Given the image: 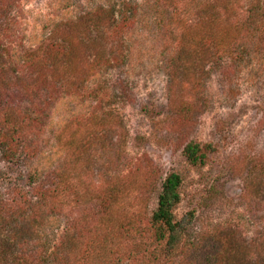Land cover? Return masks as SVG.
<instances>
[{
  "label": "rangeland",
  "instance_id": "1",
  "mask_svg": "<svg viewBox=\"0 0 264 264\" xmlns=\"http://www.w3.org/2000/svg\"><path fill=\"white\" fill-rule=\"evenodd\" d=\"M149 1L0 0V55L13 70L19 54L38 49L52 35H77L85 52L100 47L108 31L87 25L83 19L90 11L112 8L115 20L130 17L121 23L128 30L123 61L102 70L97 82L81 84L82 98L67 95L40 114V127L32 129L41 138L37 157L0 142V264H20L19 258L24 264H54L56 255L64 264H170L164 242L155 241L147 225L157 188L169 173L181 180L174 215L191 216L189 240L204 232L217 238L221 231L237 243L257 238L264 224L263 33L260 46L246 49L228 76L209 65L200 80L193 67L178 70L170 95L165 46ZM69 21L78 28L64 26ZM41 57L32 59L30 71L44 84L50 66L47 54ZM94 85L98 100L86 95ZM21 98L11 97L9 104L14 108ZM2 125L0 116V133ZM190 141L203 146L202 164L185 159ZM62 167L84 198L76 203L66 191L63 205L45 206L32 188L47 185L48 175ZM118 174L124 202L132 205L133 225L123 235L100 225L88 199L108 192ZM206 242L210 250L216 246Z\"/></svg>",
  "mask_w": 264,
  "mask_h": 264
},
{
  "label": "trees",
  "instance_id": "2",
  "mask_svg": "<svg viewBox=\"0 0 264 264\" xmlns=\"http://www.w3.org/2000/svg\"><path fill=\"white\" fill-rule=\"evenodd\" d=\"M148 5L150 16L159 26V43L163 41L165 46L164 67L169 78L170 95L179 82L178 70L187 71L193 67L194 71L199 70L195 79L200 80L202 71L209 65L212 71L227 75L231 68L236 69L240 65L246 49L254 51L260 46V33H263L261 40L264 38V0H150ZM86 15L83 20L87 25L95 23L101 34L108 31L107 35H102L104 43L100 47L92 46L85 52L77 35H52L38 49L19 54L17 70L5 67V60L0 55V116L3 124L0 142L17 147L29 159L37 157L40 151L41 138L32 129L40 127V114L44 108L67 95L82 98L81 84L97 82L102 70L123 61L124 37L128 30H124L121 23L129 22L130 17L125 14L115 20L116 12L103 7ZM75 24L69 21L64 26L76 30L78 26ZM46 54L50 78L43 84L38 81L41 76L37 77L30 71V65L32 59L41 60L44 58L41 56ZM99 93L94 85L86 95L98 100ZM17 95L23 100L13 108L9 100ZM26 104L28 106L25 107ZM55 137L59 142V134ZM183 155L192 165L202 164L205 157L203 146L193 141L186 143ZM56 172L57 169L48 175L50 182L47 185L33 187L32 196L45 206L63 205L62 198L69 191L74 201L79 203L84 196L77 182L68 183L64 167ZM122 178L123 175L118 174L108 192L96 193L88 199L94 202L100 225L116 228L115 231L123 235L133 225V220L130 221L129 216L132 205L124 202ZM180 185L178 174H167L157 188L156 207L147 215L152 238L164 242L163 250L170 264H190L188 257L195 264H264V224L256 239L244 238L239 243L222 231L217 238H209L204 232L197 239L189 240L191 216L177 219L174 215L181 200ZM72 237L70 234L69 240L72 241ZM209 239L216 243L212 250L206 245ZM200 250L201 254L198 253ZM18 260L24 264V259ZM54 264L64 263L56 255Z\"/></svg>",
  "mask_w": 264,
  "mask_h": 264
}]
</instances>
